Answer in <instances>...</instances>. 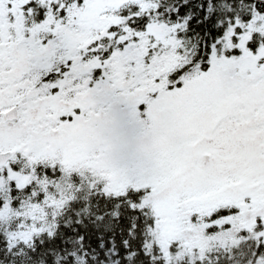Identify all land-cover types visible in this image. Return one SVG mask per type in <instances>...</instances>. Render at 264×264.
<instances>
[{"label": "snow or ice", "instance_id": "6c2138e0", "mask_svg": "<svg viewBox=\"0 0 264 264\" xmlns=\"http://www.w3.org/2000/svg\"><path fill=\"white\" fill-rule=\"evenodd\" d=\"M0 264H264V0H0Z\"/></svg>", "mask_w": 264, "mask_h": 264}, {"label": "rangeland", "instance_id": "374dc122", "mask_svg": "<svg viewBox=\"0 0 264 264\" xmlns=\"http://www.w3.org/2000/svg\"><path fill=\"white\" fill-rule=\"evenodd\" d=\"M123 123L127 127H119L111 130V135L120 145L118 152L121 153L119 157L122 158V162L130 163L139 152L135 151V149H138L137 146L141 136V129L139 128L138 122L135 118H133L130 122H128L127 118H125L123 119ZM133 140L135 142L134 146L129 144V142Z\"/></svg>", "mask_w": 264, "mask_h": 264}, {"label": "flooded vegetation", "instance_id": "af4514ba", "mask_svg": "<svg viewBox=\"0 0 264 264\" xmlns=\"http://www.w3.org/2000/svg\"><path fill=\"white\" fill-rule=\"evenodd\" d=\"M114 111V115H115V121L112 127V130L119 128V127H127L124 123H123V119L127 118L128 122H130L134 117L131 114V109L129 108V106L127 104L124 103H120L118 105H116L113 109ZM139 128L141 129L140 125L138 124ZM129 144L131 145H135L134 140L129 142ZM141 147V141H138V149H135V151H139ZM120 152H117V156H120Z\"/></svg>", "mask_w": 264, "mask_h": 264}]
</instances>
